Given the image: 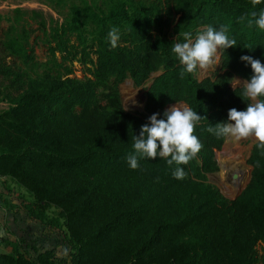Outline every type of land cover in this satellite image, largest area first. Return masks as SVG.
I'll return each instance as SVG.
<instances>
[{
    "label": "trees",
    "instance_id": "obj_1",
    "mask_svg": "<svg viewBox=\"0 0 264 264\" xmlns=\"http://www.w3.org/2000/svg\"><path fill=\"white\" fill-rule=\"evenodd\" d=\"M44 1L58 18L28 8L0 13V100L8 103L0 111V177L31 195L30 217L65 228L72 251L65 261L52 249L34 256L12 243L0 264H264L259 142L238 196L206 182L226 139L208 127L251 103L242 87L231 86L236 76L253 74L241 57L264 63V30L254 21L248 26V14L264 10V0L255 8L251 0ZM210 25H226L236 46L221 51L213 76H181L173 43ZM114 27L116 47L108 40ZM129 79L136 86L151 79L144 113L122 105L121 85ZM180 101L207 117L195 131L204 147L180 166L187 177L175 179V165L160 157L139 159L132 169L126 157L142 125L155 113L166 119V106Z\"/></svg>",
    "mask_w": 264,
    "mask_h": 264
},
{
    "label": "clouds",
    "instance_id": "obj_2",
    "mask_svg": "<svg viewBox=\"0 0 264 264\" xmlns=\"http://www.w3.org/2000/svg\"><path fill=\"white\" fill-rule=\"evenodd\" d=\"M253 7L261 0H251ZM248 26L253 21L260 29L264 30V10L259 13L251 11L248 14ZM247 17H241V20ZM229 28L221 25L219 29L208 26L200 32L195 39L191 32L182 33V42H174L171 51L183 65L181 76L185 73L194 74L197 69H208L215 66L218 54L236 46L235 39L229 38ZM179 35H181L179 33ZM108 40L112 47H116L120 40L118 28H112L108 33ZM241 60L250 64L253 74L249 79L239 80L233 78L234 89L243 88V97L247 103L245 110L232 108L228 113V121L217 123L215 127L209 126L207 131L218 137H233L236 140L254 136L259 142V147L264 150V63L252 56L244 55ZM159 113L149 117V124L142 125L140 134L135 135L134 152L126 157L130 167L137 169L139 159L144 157L166 159L167 165L175 168L172 175L175 179L183 180L187 172L181 165H187L204 147L199 137L195 135L196 127L203 118L192 108L175 104L167 109L160 119Z\"/></svg>",
    "mask_w": 264,
    "mask_h": 264
},
{
    "label": "rangeland",
    "instance_id": "obj_3",
    "mask_svg": "<svg viewBox=\"0 0 264 264\" xmlns=\"http://www.w3.org/2000/svg\"><path fill=\"white\" fill-rule=\"evenodd\" d=\"M16 8L37 9L44 12L47 17L52 15L58 18L55 10L44 0H0V13L10 14ZM42 43L41 38L39 39ZM37 54L44 58V48L37 47ZM221 53L218 54L215 66L208 69H197L196 77L202 80L208 76H213L221 69ZM76 75L82 77V68L76 65ZM235 78L243 81V77ZM151 79L142 86H136L129 79L121 85V99L125 111L133 114L145 112L146 87ZM233 81L231 82V86ZM175 104H187L176 102L166 106V110ZM8 103L0 100V111L6 109ZM60 113L61 111L58 110ZM228 139L233 141V152L235 159L233 162H226L223 151ZM258 141L254 136L236 140L233 137H226L220 150L216 151L218 170L207 173L206 182L216 186L227 197H235L240 194L251 179L253 167L249 163V157L254 145ZM32 197L14 179L10 177H0V252H12L13 245L22 252H27L34 256L45 250H54L59 259L68 261L72 251L71 244L65 233V228L57 229L46 226L29 216L26 205L31 203ZM53 210H49L52 213ZM258 249H264V243L258 245Z\"/></svg>",
    "mask_w": 264,
    "mask_h": 264
},
{
    "label": "bare ground",
    "instance_id": "obj_4",
    "mask_svg": "<svg viewBox=\"0 0 264 264\" xmlns=\"http://www.w3.org/2000/svg\"><path fill=\"white\" fill-rule=\"evenodd\" d=\"M233 141L232 139H228V141L226 142L224 151H223V157L225 158L226 162H233V160L235 159V154L233 152Z\"/></svg>",
    "mask_w": 264,
    "mask_h": 264
},
{
    "label": "water",
    "instance_id": "obj_5",
    "mask_svg": "<svg viewBox=\"0 0 264 264\" xmlns=\"http://www.w3.org/2000/svg\"><path fill=\"white\" fill-rule=\"evenodd\" d=\"M220 53H221V52H220ZM187 106H188V105H187ZM188 107H189V106H188ZM238 195H239V194H238ZM238 195H237V196H238Z\"/></svg>",
    "mask_w": 264,
    "mask_h": 264
}]
</instances>
